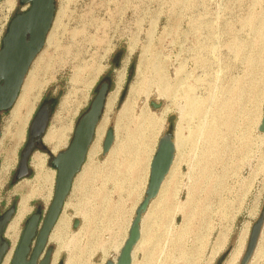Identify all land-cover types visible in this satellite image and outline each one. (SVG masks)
Here are the masks:
<instances>
[{"label":"rangeland","instance_id":"rangeland-1","mask_svg":"<svg viewBox=\"0 0 264 264\" xmlns=\"http://www.w3.org/2000/svg\"><path fill=\"white\" fill-rule=\"evenodd\" d=\"M11 1L0 0L2 38L7 21L25 12L19 0ZM33 68L31 79L47 83L24 136L3 134L13 109L0 117V216L11 205L17 214L26 202L18 240L31 215L48 212L57 178L52 156L69 146L78 120L108 82L103 130H96L95 149L74 180L61 213L64 225L52 232L58 239L50 237L52 264L117 259L145 197L159 140L168 132L175 134L173 170L162 199L143 216L133 264H218L224 255L240 264L264 208V138L258 132L264 0H56L54 23ZM126 101L131 114L123 118ZM45 106L46 133L56 120L71 129L53 155L50 146H37L29 174L16 180L32 123ZM110 128L115 139L104 154ZM34 154L45 156L49 181L32 166ZM259 239L249 264H264V235Z\"/></svg>","mask_w":264,"mask_h":264},{"label":"water","instance_id":"water-1","mask_svg":"<svg viewBox=\"0 0 264 264\" xmlns=\"http://www.w3.org/2000/svg\"><path fill=\"white\" fill-rule=\"evenodd\" d=\"M19 4L27 7V10L11 19L2 39L0 50V117L3 113L11 111L15 106L27 74L45 47L56 15V0H19ZM109 93V83H102L96 91V96L90 108L78 120L69 146L64 151L52 156L50 166L57 171L54 197L45 216L41 212H36L26 221L16 252V256H20L22 260H25L30 253L34 240H36V246L33 251V260L42 254L47 245L71 193L74 180L86 162L97 127L105 111ZM49 118L50 108L45 106L38 112L33 121L30 129V144L21 155L16 180H20L29 174V160L35 145H41L44 150H47L44 144V136ZM258 132L264 135V115ZM1 137L2 130L0 128V139ZM113 142L114 129L110 128L103 143L104 154L109 152ZM50 154L53 155L52 152ZM175 154V134L168 132L159 140L150 168L148 188L143 201L136 209L128 238L116 262L109 261L106 264H132L133 250L141 238L143 216L147 212L151 201L157 197L161 185L173 164ZM15 214L16 207L13 206L0 216V264H2L10 248V244L6 239V230ZM77 224L76 221L75 227ZM263 226L264 208L259 219L252 227L240 264H249L258 245ZM52 252L53 247H50L43 264H49ZM226 258L227 255H224L218 264H223ZM60 264L64 263L61 262Z\"/></svg>","mask_w":264,"mask_h":264},{"label":"bare ground","instance_id":"bare-ground-1","mask_svg":"<svg viewBox=\"0 0 264 264\" xmlns=\"http://www.w3.org/2000/svg\"><path fill=\"white\" fill-rule=\"evenodd\" d=\"M11 2H13V0ZM33 72H34V68H33V70L30 71V73L33 74ZM124 74H125V71L121 72V75L119 77V85L120 86L123 85V82H124L123 78L125 76ZM46 80L33 81L31 79V77H30V74L27 76V78H26V80L24 82L23 88L21 90V94L18 97L17 102H16V104H15V106H14L12 112H11L10 120L7 122V125H6V127H5V129L3 131L4 135H5L6 132H7V134H10L14 130V133L12 135L13 139H14V137H16L17 139L20 140L24 136L29 115H30L31 111L33 110L34 104L39 100L40 95L42 94V92L44 90V87L46 86V83H47ZM133 91H134V88L131 89V92H133ZM107 101H108V98H107ZM23 110L25 111V113L22 114ZM130 114H131V107H130L129 101H126L125 104H124V108L122 109V112H121V117L125 118V116L130 115ZM145 118L146 117L144 116L143 118L140 119V122L142 124L145 122ZM261 121H262V119H261ZM102 124L103 123H102V120H101L100 123H99V126L97 128V134H99V132H100L99 129L100 128H101V130H103L102 129ZM260 124H261V122H260ZM260 124L258 125V128H259ZM69 129H71V128H70V125L68 124V122H64V121H61V120H56L55 121V126L47 131V133L44 136V144L51 147V152L52 153H55L59 149V146L62 143V141L64 140V138L67 136V133H68ZM261 135H263V134H261ZM101 136H102V134H101ZM114 139H115V134H114ZM111 148H110L109 152L111 151ZM94 149L95 148H94V144H93L91 146L90 150H89V154L90 155H91V153H92V151ZM152 161H153V159H152ZM45 162H46V158H45L44 155L34 154L33 161H32V166L39 172V177L40 178L44 179V181H49L51 175H49L47 172L44 171ZM151 164H152V162H151ZM173 165H174V161H173V164H172V166H171V168L169 170V173L167 174V176L165 177V179H164V181H163V183L161 185V188L159 190V193H158L157 197L154 200L151 201L148 209L152 206V204L154 202H156L157 200H161L162 199L163 186L165 185L167 177L171 174V172L173 170ZM150 168H151V166H150ZM2 173H5V171L1 170V174ZM147 188H148V185H147ZM67 206H68V203L65 205V207H67ZM26 210H27L26 202L23 201L21 203L18 211H17V214L11 220V222L9 223V225L7 227L6 238L8 240H10L13 243V245H12L11 250L10 251L8 250L9 252L7 253L6 258H5V260H4V262L2 264H9L10 263L12 255H13L14 250L16 248V245L18 243V226H19V222L21 221V218L25 215ZM63 218L64 217L61 215L59 220H58V222H57V224H56V227L58 229L61 226L64 225L63 224V222H64ZM131 224H132V222H131ZM130 227H131V225H130ZM129 230H130V228H129ZM249 233H250L249 230L245 231V238L241 239L242 240L241 243H243L245 241V239L248 238L247 236H249L248 235ZM128 235H129V233H128ZM50 237H54L53 239H58V236L56 237V235H54V234H52V236H50ZM127 238L125 240H123L124 243L127 240ZM141 238H142V228H141ZM141 238H140L139 242L137 243V245L135 246V248L133 250L132 264L134 262L135 253H136L137 249L139 248V246L142 244ZM124 243H123L122 247L124 246ZM258 246L259 245H257V247L255 249V252L253 254V257L251 258L250 262L255 258L257 250H258ZM122 247L120 248V251H121ZM120 251H119V254H120ZM235 255L240 256V252L237 251ZM116 260L113 261V262H116ZM233 260L235 261V258ZM233 260L225 261L223 264H232Z\"/></svg>","mask_w":264,"mask_h":264},{"label":"flooded vegetation","instance_id":"flooded-vegetation-1","mask_svg":"<svg viewBox=\"0 0 264 264\" xmlns=\"http://www.w3.org/2000/svg\"><path fill=\"white\" fill-rule=\"evenodd\" d=\"M26 10H27V9H26ZM1 46H2V44H1ZM0 50H1V48H0ZM29 72H30V71H29ZM28 74H29V73H28ZM28 74H27V76H28ZM26 78H27V77H26ZM25 80H26V79H25ZM20 94H21V93H20ZM29 144H30V138H29ZM29 144H28V145H29ZM37 146H38V145H35V148H36ZM34 150H35V149H34ZM12 206H13V205H11L10 208H12ZM10 208H9V209H10ZM20 239H21V236H20V238H19V240H18V243H17V245H16V248H15V250H14V253H13V255H12V258H11L9 264H43V260H44V258H45V255H46L47 251L49 250L50 247H52V246H51L50 239L48 240L47 245L45 246V248H44L42 254H41L38 258H36V259H34V260H33L32 256H33L34 248H35V246H36V240H34L33 245H32V248H31V251H30V253L27 255L26 259H25V260H22V259L20 258V256H16V255H17L16 252H17V248H18L19 243H20ZM5 258H6V256H5ZM5 258L3 259V262H4ZM53 259H54V247H53V252H52V256H51V258H50V262H49V264H52V263H53ZM3 262H2V263H3ZM61 262H62V261L60 260V261L58 262V264H60Z\"/></svg>","mask_w":264,"mask_h":264},{"label":"built area","instance_id":"built-area-1","mask_svg":"<svg viewBox=\"0 0 264 264\" xmlns=\"http://www.w3.org/2000/svg\"><path fill=\"white\" fill-rule=\"evenodd\" d=\"M23 9H25V11H26V9H27V7H24ZM6 25L8 26L9 24H8V21H7V23H6ZM2 36L0 37V48H1V44H2Z\"/></svg>","mask_w":264,"mask_h":264},{"label":"crops","instance_id":"crops-1","mask_svg":"<svg viewBox=\"0 0 264 264\" xmlns=\"http://www.w3.org/2000/svg\"><path fill=\"white\" fill-rule=\"evenodd\" d=\"M262 136V138H264V136L263 135H261ZM264 235V230H262V232H261V236H263ZM261 236H260V238H261ZM125 240V239H124ZM259 241H260V239H259ZM124 242V241H123ZM258 244H259V242H258ZM258 249H259V246H258Z\"/></svg>","mask_w":264,"mask_h":264}]
</instances>
